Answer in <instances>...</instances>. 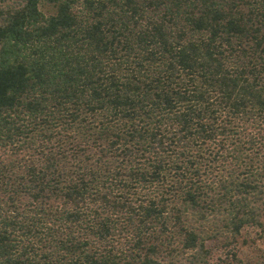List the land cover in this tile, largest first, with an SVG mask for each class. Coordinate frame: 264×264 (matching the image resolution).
Returning a JSON list of instances; mask_svg holds the SVG:
<instances>
[{
  "label": "trees",
  "instance_id": "trees-1",
  "mask_svg": "<svg viewBox=\"0 0 264 264\" xmlns=\"http://www.w3.org/2000/svg\"><path fill=\"white\" fill-rule=\"evenodd\" d=\"M0 264H264V0H0Z\"/></svg>",
  "mask_w": 264,
  "mask_h": 264
}]
</instances>
